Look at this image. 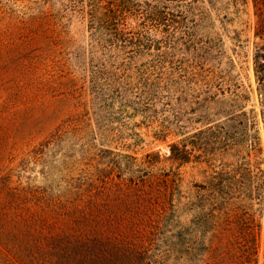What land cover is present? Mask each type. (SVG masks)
<instances>
[{
  "label": "rangeland",
  "instance_id": "rangeland-1",
  "mask_svg": "<svg viewBox=\"0 0 264 264\" xmlns=\"http://www.w3.org/2000/svg\"><path fill=\"white\" fill-rule=\"evenodd\" d=\"M164 2L168 30L134 44L92 21L90 0H0V179L59 189L86 162L106 161L101 149L138 163L152 151L156 167L181 177L162 230L178 234L172 261L248 264L237 238L253 229L251 264H264L254 1ZM200 130L189 158L173 159L172 143ZM46 140L39 159L34 149ZM122 203L115 197L116 209Z\"/></svg>",
  "mask_w": 264,
  "mask_h": 264
},
{
  "label": "trees",
  "instance_id": "trees-1",
  "mask_svg": "<svg viewBox=\"0 0 264 264\" xmlns=\"http://www.w3.org/2000/svg\"><path fill=\"white\" fill-rule=\"evenodd\" d=\"M253 1L259 37L254 67L264 116V0ZM90 3L91 20L114 25L116 38L126 43L139 44L169 28L170 10L164 0ZM139 48L133 45L135 51ZM253 126L259 134L256 119ZM200 132L174 141L172 158L187 160L188 144L194 145ZM50 143L46 140L34 149L37 158ZM100 156L107 160L86 162L77 175L65 176L59 189L22 181L13 185L11 174L0 179V264H177L171 256L179 251L178 234L162 230L166 215L177 208L179 172L156 167L152 151L139 163L136 155L112 149H101ZM122 157L128 166L123 167ZM125 168L128 175L121 174ZM143 169L146 172L140 174ZM115 197L123 201L124 209L115 208ZM237 239L251 264L258 252L255 231L246 229Z\"/></svg>",
  "mask_w": 264,
  "mask_h": 264
}]
</instances>
